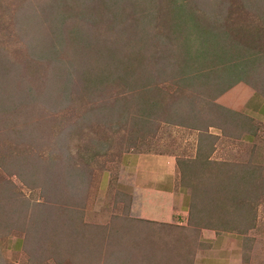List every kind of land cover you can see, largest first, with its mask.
<instances>
[{"label": "rangeland", "instance_id": "rangeland-1", "mask_svg": "<svg viewBox=\"0 0 264 264\" xmlns=\"http://www.w3.org/2000/svg\"><path fill=\"white\" fill-rule=\"evenodd\" d=\"M182 1L220 33L200 68L240 62L238 84L264 99V0ZM168 2L0 0V264H204L200 216L232 176L249 189L218 233L237 235V264H264V120L189 92ZM139 154L175 159L186 226L131 213Z\"/></svg>", "mask_w": 264, "mask_h": 264}, {"label": "trees", "instance_id": "trees-1", "mask_svg": "<svg viewBox=\"0 0 264 264\" xmlns=\"http://www.w3.org/2000/svg\"><path fill=\"white\" fill-rule=\"evenodd\" d=\"M182 2H183L182 0H169V2L167 3L168 14L171 16L172 20L175 19L177 22L173 26L174 32H176V35L181 38V42H183L184 44L188 42L187 44L189 45L188 46L189 50L187 51V53L185 52L183 56L184 58L183 63L180 66L181 67L180 71L184 73V77L181 79V81L188 86L187 88H190L189 92L191 94H196L198 97H203V98L204 97L206 98L214 97V99L217 98L219 104H221V99L227 94H229V92L235 88V93L233 95L231 94L232 96H229V99L231 98L235 99L234 101H236V103L242 101V99L245 98V91L250 90V88L246 87L245 85L238 84L240 82V79L238 77L239 76L238 71L241 63L240 62L229 63L223 66L221 69H213V68L205 69V67L200 68L207 60L208 55L211 53V49L217 46V44L219 43L220 41L219 39H221L219 38L220 33L217 31L216 23L214 24L209 23L208 22L209 19L207 18L205 19L204 17L197 15L192 10H189L187 6H185ZM202 15L207 17L205 11H203ZM189 28L192 33L191 36L192 39L194 40L195 47L197 46L194 50L192 48V41L190 35L186 34L187 32L185 30ZM137 50L140 51V49ZM104 51L109 52L106 55H110L109 48H106ZM139 51L133 53V60L138 63H140L141 60H138V58L135 56L139 55ZM85 58L80 57L79 62L82 63L83 67L87 70L88 67L94 66L96 60L88 57ZM109 59L111 58L109 57ZM126 60H128V58H126ZM120 64L122 65V63ZM94 69L96 70V72H98V74L96 75L99 76V78L102 77L107 78L113 75V73L109 71L108 65L100 66V64H98L97 62ZM82 78L92 79L93 76L91 74L86 75V73H84L82 74ZM111 80L114 81L113 79ZM223 80L228 82V83L226 82L227 84H229L228 87L220 86L219 81H223ZM219 88H224V89H219ZM162 101L163 100H161V102ZM151 107H154L157 111L158 109H162V105L160 101H153L151 103ZM193 112L194 114L199 113V111L198 113H196L195 111ZM249 184L250 183H248L247 179L236 178L234 176L227 178L224 177L220 180L218 179L217 194L219 196L215 200H213V202H215L213 203L214 207L213 208L209 207L208 211L204 215L200 216V221H199L200 229H210L215 232H218L219 230L221 231L235 230L236 228L234 229L229 228L230 221L223 218V214L227 216L230 215L227 212L226 201H229L231 205H234V209L231 214L239 213L240 210L237 208L238 206L237 202L239 201V198L241 196V191L242 193L244 191H247L249 189L248 188ZM194 192L195 191L193 189V193ZM225 210L226 213H223ZM216 222H218L219 225H217Z\"/></svg>", "mask_w": 264, "mask_h": 264}, {"label": "crops", "instance_id": "crops-1", "mask_svg": "<svg viewBox=\"0 0 264 264\" xmlns=\"http://www.w3.org/2000/svg\"><path fill=\"white\" fill-rule=\"evenodd\" d=\"M235 88L221 99V104L256 120H264V99L252 89L237 102L229 99ZM235 97V96H234ZM130 169L131 213L150 222L187 225L190 209L189 193L177 187L176 161L173 157L139 154L125 157ZM201 238L208 244L203 253L204 264H237L240 248L237 235L201 230Z\"/></svg>", "mask_w": 264, "mask_h": 264}]
</instances>
